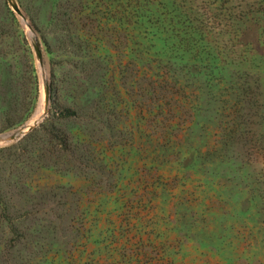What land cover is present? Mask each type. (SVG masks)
Masks as SVG:
<instances>
[{"label": "rangeland", "instance_id": "374dc122", "mask_svg": "<svg viewBox=\"0 0 264 264\" xmlns=\"http://www.w3.org/2000/svg\"><path fill=\"white\" fill-rule=\"evenodd\" d=\"M126 8L0 0V264H264V0Z\"/></svg>", "mask_w": 264, "mask_h": 264}, {"label": "trees", "instance_id": "16d2710c", "mask_svg": "<svg viewBox=\"0 0 264 264\" xmlns=\"http://www.w3.org/2000/svg\"><path fill=\"white\" fill-rule=\"evenodd\" d=\"M143 4H148L150 6L153 5V0H126V12L125 16L127 19V22L129 25L132 24H139L140 18H145L147 19V22L149 24L152 23V16L150 10H141L143 7ZM56 8V6H55ZM56 10H60V8L57 6ZM141 11H144V15H142ZM145 11H147L149 16L145 14Z\"/></svg>", "mask_w": 264, "mask_h": 264}, {"label": "water", "instance_id": "95a60500", "mask_svg": "<svg viewBox=\"0 0 264 264\" xmlns=\"http://www.w3.org/2000/svg\"><path fill=\"white\" fill-rule=\"evenodd\" d=\"M13 9L15 10V12L19 15V16H23L20 8L13 4ZM11 138V133H4V134H0V142H4V141H8Z\"/></svg>", "mask_w": 264, "mask_h": 264}]
</instances>
